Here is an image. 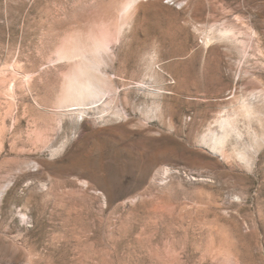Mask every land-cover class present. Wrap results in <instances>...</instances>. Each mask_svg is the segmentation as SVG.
<instances>
[{
	"label": "rangeland",
	"instance_id": "obj_1",
	"mask_svg": "<svg viewBox=\"0 0 264 264\" xmlns=\"http://www.w3.org/2000/svg\"><path fill=\"white\" fill-rule=\"evenodd\" d=\"M0 130V264H264V0H0Z\"/></svg>",
	"mask_w": 264,
	"mask_h": 264
},
{
	"label": "bare ground",
	"instance_id": "obj_2",
	"mask_svg": "<svg viewBox=\"0 0 264 264\" xmlns=\"http://www.w3.org/2000/svg\"><path fill=\"white\" fill-rule=\"evenodd\" d=\"M130 2V1H129ZM135 2H136V0H135ZM125 3V2H124ZM134 4V3H133ZM125 6V5H124ZM136 9V8H135ZM122 11V10H121ZM232 28V27H231ZM221 32L222 33H224V34H226V33H232V34H236L235 33V30H233V29H228V28H226V29H223V30H221ZM209 42L211 43L212 42V36L210 37L209 36ZM84 67V66H83ZM84 71H85V69H84ZM88 71V70H87ZM81 72H83V70L81 71ZM85 77V76H84ZM84 81H85V83H84ZM83 81V86H81V84H80V86H78V87H75L74 86V88L72 87V89H73V91L72 92H74L75 93V95L74 96H76L77 97V99H79V101L80 100H82L83 98H87V97H92V96H95L96 94H97V89H96V87H95V85L92 83V81L90 82L88 79L87 80H84ZM85 84V85H84ZM75 100H76V98H75ZM85 100V99H84ZM78 101V102H79ZM81 102H83V100L82 101H80L79 103H81ZM3 128V127H2ZM4 131V130H3ZM1 130H0V134H1Z\"/></svg>",
	"mask_w": 264,
	"mask_h": 264
}]
</instances>
